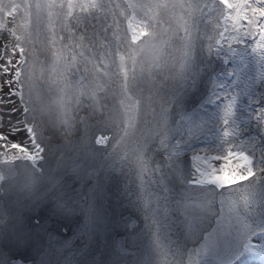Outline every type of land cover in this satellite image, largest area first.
<instances>
[{
    "label": "snow or ice",
    "instance_id": "obj_1",
    "mask_svg": "<svg viewBox=\"0 0 264 264\" xmlns=\"http://www.w3.org/2000/svg\"><path fill=\"white\" fill-rule=\"evenodd\" d=\"M117 7L112 0H0V164L27 160L39 166L45 161L43 116L48 101L55 98L66 109L71 94L76 103L84 98L85 104L94 107L89 101H96L97 93L107 90L105 106L108 93L118 97L116 111L122 125L112 148L133 130L138 133L133 172L154 242H159L169 224L168 200L179 187L183 193L181 223L190 232H207L200 236L203 243L195 250L197 255L210 257L223 249L229 264H247L253 257L264 264V223L250 221L255 215L250 208L257 185L264 193V73L259 77V90L254 80L237 90L235 70L227 74L231 79H220L201 103L203 114L219 126L218 131L211 129L216 139L197 143L190 132L197 114L187 107L185 97L195 83L189 75L194 45L203 46L197 23L201 4L198 0L129 4L134 10L131 19L125 17L130 41L117 35ZM212 7L218 27L207 51L213 56L225 48L235 53V44L264 67V0H214ZM136 9L145 16L152 12V19L157 9L164 15L177 10L183 13L173 29L183 52L181 70L163 104L152 89L143 95V87H137L142 72L137 73L130 50L141 36L148 35L152 41L158 33L143 21L137 22L142 25L139 31L134 28ZM5 17L11 18L9 23ZM149 27L151 33L145 31ZM36 45L46 53L49 76L38 77L33 71ZM53 92L55 97L49 95ZM115 102V98L110 101ZM138 117L142 118L140 129H136ZM69 119L65 115L61 122L67 125ZM95 143L107 148L109 137L99 135ZM194 188L202 191L193 196ZM17 262L25 264L23 256L15 257L13 264Z\"/></svg>",
    "mask_w": 264,
    "mask_h": 264
},
{
    "label": "rangeland",
    "instance_id": "obj_2",
    "mask_svg": "<svg viewBox=\"0 0 264 264\" xmlns=\"http://www.w3.org/2000/svg\"><path fill=\"white\" fill-rule=\"evenodd\" d=\"M122 1L127 4V1ZM137 1L140 3L149 2L146 0ZM124 4H121L122 8L125 7ZM131 10L127 8V13H130ZM135 12L139 19H144L146 23L152 25L151 21L153 19H149V16H145L139 9ZM115 14L120 15V13ZM122 17H127V15L124 13ZM137 22L135 19L133 25L139 31L142 25ZM165 22L167 23L168 21L163 22L162 20V23ZM166 23L163 25L154 23V25L164 26ZM119 24L124 27V24H127V20L123 18ZM146 29L151 33L152 27ZM161 29L162 27L157 32V39L149 41V38L145 40L141 36L132 45L134 46L132 49L134 50L135 47L139 48L141 42L144 43L141 46L148 45L144 41H157L160 38ZM203 30L201 29V31ZM204 32L207 33L205 38H208V43L210 39H214L216 36V30L212 34L206 29ZM119 37L123 40L124 37H128V34L127 36L120 34ZM2 38L3 36H0V39ZM202 41L204 42L203 39ZM233 47L237 48L235 53L230 52L226 48L223 55L228 58V61H231L228 68L235 70L236 79H234L233 83L234 85H239L237 90L243 89L253 80L255 81V88L259 90L261 86L259 77L264 73V67L261 66L258 59L249 56L247 52L241 55V51H244L242 46L238 47L234 44ZM133 50H130V55ZM37 52L38 47L36 45ZM41 54L43 57L37 59L35 64L46 68L44 65L46 53L42 52ZM212 56L213 54L210 55L209 53L207 61H210V59L211 61L208 65H204L206 72H203L205 75L203 74L202 76L201 86L199 85L196 90L189 89L190 91L185 97L187 107L193 109V112L197 114L193 116L190 128V132L194 134L197 143L215 141L216 133L211 131V129L216 126L219 127L218 125H212L208 117L203 114L205 110L201 108L203 106L201 104L202 99L211 96L213 87L220 82L218 78L221 73L215 72L216 66ZM142 69L148 70L144 72L148 80L144 81L142 77L141 81L137 83L138 88L143 87V95L148 94V89L145 87L153 84V79H157L150 78L152 73L159 80H164L160 86H157L159 90H164V86L168 84V81L166 78L163 79V77L158 76L159 73L155 70L153 64L143 62L142 66L137 67V73L141 74ZM207 82H210L208 84L209 88L206 87ZM170 83L175 85L176 82L173 80ZM195 83L193 86H195ZM168 88L169 85H167L164 92L171 91ZM106 92L107 90L100 92L99 95L105 97ZM110 95L111 93H108L107 101L109 103L107 106L105 104L102 106L94 104V107H90L84 103L82 107L78 108L79 111L75 110L73 112L71 108L67 107L66 109H61L59 106L57 108L47 106L48 102L43 116L46 121L44 132L48 137L45 163L42 162L36 167H32L29 162L15 167L9 163L0 164V176L3 177V179H0V184L5 182L4 179L10 180L13 177L15 179L13 181L16 183L19 180L18 175L21 171L25 172L30 183L32 181L35 183L34 180L38 181L39 177L46 174V170L51 167V165L49 166L50 163L60 173L66 169L71 171L70 176L66 180L68 181L67 186L60 187V193L69 199L67 200L68 203L65 204L48 200L47 195L49 193L54 194L55 181H48L45 185L38 183L39 185L27 186L26 188L23 186L24 180H22V188L18 183L15 195H13L15 189L9 193L8 184H4L6 190L2 188L4 193L0 195V264H13L14 258L18 256H23L25 264H28L31 260H35V264H123L124 262L125 264H202L205 260H207V264H229L228 253L223 249L210 257L196 254L195 250L199 249L203 243L200 236L207 235V232H190L181 223L183 193L179 187L174 189L168 200L169 224L159 236V242H154L152 231L140 204L137 183L133 172L138 138L131 133L124 139L119 140V143L135 142V145L129 146L125 151H120L119 143L115 144L114 149L112 148L113 143L120 136L119 128L122 125L119 124L116 111L119 107V103H116L118 102V97L111 98ZM114 98L116 101L115 105L110 103ZM206 102L207 100L203 101V103ZM160 103H162L161 99ZM89 104L93 103L89 101ZM80 110L88 113L95 120L91 127H81L78 124L77 118L80 116L77 115ZM104 110L107 111L104 112ZM109 110L113 112V120H107L108 115L111 114L108 112ZM53 114L57 115L52 117ZM65 115L70 117L67 125L61 122ZM96 132L100 133L96 135ZM244 132L245 138H247L248 129L245 128ZM102 134L109 137V147L107 148L100 147L94 141L97 136ZM82 139L86 140V145L90 150H85ZM48 156L50 157L48 158ZM72 156L75 157L73 161L71 159ZM76 157H78L77 160ZM74 169L80 170V177L78 179L75 178L76 181L72 179V171ZM101 169L109 170L100 175L99 171ZM62 177H57L59 178L57 180H61ZM98 178L100 179L99 183L96 180ZM31 179L33 180L31 181ZM62 185L64 184L62 183ZM63 187L68 188V190L62 191ZM200 191L202 189L194 188L193 196ZM254 197L255 200L250 211L254 212L255 215L250 217V221L261 224L264 223V193L260 191L259 185H257ZM249 199L251 201L252 197H249ZM77 201L81 204L78 205ZM67 204H74L75 208H77L75 209L76 211L85 213V220L80 222L77 216L66 213L64 209L68 206ZM112 210H114V213H111ZM193 214L195 215V213ZM86 216L88 217L87 220ZM57 222H60V224ZM63 226L64 228H62ZM225 239H230V237ZM247 264H262V261L259 257H253Z\"/></svg>",
    "mask_w": 264,
    "mask_h": 264
},
{
    "label": "bare ground",
    "instance_id": "obj_3",
    "mask_svg": "<svg viewBox=\"0 0 264 264\" xmlns=\"http://www.w3.org/2000/svg\"><path fill=\"white\" fill-rule=\"evenodd\" d=\"M146 1H149L150 2V0H146ZM16 2L20 3V2H22V0H16ZM149 2H147V3H149ZM151 2H156V0H151ZM160 2H165V0H160ZM198 2L202 6V12L197 13V15L199 16V20L197 22L198 25H199L198 35L200 37V40H201V43L203 44V46H201L199 44H196V45H194V48H193L192 58H191L190 64H189V75L192 76V77H195L196 83H195V86H193L190 90H196L199 87V85L201 86L202 79H203L202 76L206 72V70H205L206 68H204V65H208V63H210V61H211V59H210V61H207V57L209 56V52L207 51L208 38H205L206 35H207V33H205L204 31L206 29L209 32H211V34H212L216 30V28L218 27L216 18H215L214 14H213L214 13V9L212 7V4H213L214 0H198ZM112 3H113V5H119V7H117V8L114 9V12L115 13H123V14L125 13L127 15V17L129 19H131L132 18V13H133L134 10L132 8H129L128 5L129 4H137V3H140V2L137 1V0H127V4H124V2L122 0H120V1L119 0H112ZM121 4L122 5L124 4L125 7L122 8V5ZM204 5H208V7H203ZM127 8L128 9H132L130 11V13H127ZM135 11H137V9ZM155 13H156L155 14V18L151 21V24H152V26H154L156 32L159 31L160 27H162L161 33H160V38L157 41H155V42H149V41H144L143 40L145 43L148 42V45H144L141 48L140 46L142 44H144L143 42H141V45L139 46V50L138 51L136 50L137 47H135L134 50L132 49L133 50V53L130 55V57L135 59L137 67L142 66L143 62H149L150 64H153L155 70L159 73L158 76L163 77V79L166 78V80L168 81L167 82L168 84H166V85L163 84V85H165L164 86V90L166 89L167 85H169V88L168 89L169 90H172V88H173L174 85H172L173 83H170V82H172L173 80L176 82L178 73L181 70L182 56H183V52H182V48H181V42L179 41V39L175 35H173V29L176 28V27H178V25L176 23L177 16L183 15V13H181V12H179V10H177V12H175V13H170L168 15H164L163 12L161 10H159V9L155 10ZM20 15H21V13L18 12L17 13V17L19 18ZM147 16H149V19H152L151 17L153 16V13L152 12H149ZM118 17H120V19H118ZM123 18H125V17H122V15L121 16L120 15H116V19H117V21L119 23H120L121 19H123ZM3 19H4V22L5 23H9V21H10L11 18L5 17ZM110 19H111V17H110ZM135 19L137 21H143L144 23H146V21L144 19H139L138 18V15H137L136 12H135ZM162 20H163V22L164 21H168L167 23L165 22L166 25L160 26V25L165 24V23H162ZM154 23L155 24H157V23L159 24L160 23V25H154ZM118 29H119L118 31H119V33L121 35L127 36V34H128V37H129V40H130L131 33L127 32V26L126 27H123L121 24H119ZM201 29H204V30L201 31ZM145 31H148L150 33V31L147 30V29H145ZM119 33L117 32V35L118 36H120ZM181 34H182V31H181ZM4 35H6V31L4 32ZM142 37L145 40H148V38H149L148 35H145V36H142ZM201 38L204 40V42L202 41ZM37 47H38V52L40 51V53H38V52L35 53V55H36V62H37V59L43 57L42 54H41L43 51L41 50V48H40L39 45H37ZM132 47H134V46H132ZM222 53L223 52H221V54ZM210 55H211V53H210ZM218 56L219 55H216V57L215 56H212V60H213V62H215V65L217 64V57ZM131 58H129V60H128L129 64H131ZM45 61L46 60H44V65L46 66V68H44V66H40L39 64H35L33 71H34V73H35L36 76L39 77L41 74H43L44 76H49V74L51 72V68H50V65H48V63L45 62ZM217 70L219 71L220 68H217ZM145 71H148V70L147 69H142V71H141L142 72V77H145L146 76V74L144 73ZM212 76H214V75H212ZM150 78L151 79L152 78H157V79H153L152 80L153 81V84L147 85L145 88L148 89V90L149 89H152V91L161 98V100H162V103L161 104H163L164 98L170 96L171 91H168V92L165 91L164 92V90H159V87H157V86H160L162 84V81H164V80H162V79L159 80L158 77L155 74L152 73L150 75ZM209 78H211V77L209 76ZM169 80H170V82H169ZM208 84H210V82H207V86L206 87H208ZM54 87L55 86L53 85V88ZM190 90H188L187 93H189ZM99 94H100V92L97 93L96 101H91V102L93 104H96V105L98 104V105L102 106L103 104L106 103V101H105L104 97L100 96ZM50 95H52L53 97H55V92L50 93ZM107 97H108V94H107ZM110 97L111 98L114 97V94L111 93ZM68 101H69V103L67 104V108H71L72 112L75 111V110L79 111L78 108H80V107H82V105H84V98H81V102L78 104V103L75 102V98L73 96H71V94L68 97ZM37 102H39V101H37ZM48 102H49V104L47 106H52V107H56V108L58 107V105H57V103L55 101V98H53L52 100H50ZM116 103H118V102H116ZM96 109H98V108H96ZM112 110H115V109H112ZM106 111L107 110H104V112H106ZM108 112L111 113V114L108 115L107 120H109V119H112L113 120V118H114L113 115H112L113 112L111 110H109ZM74 113H76V112H74ZM56 115L57 114H53L52 117H55ZM77 116H80V117L77 118V120L80 119L81 121H83V122H79V120H78V124L81 127L82 126L91 127L94 124V122H95V120H93V118L91 116H89L88 113H84L82 110H80V112L78 113ZM141 119L142 118H139L138 117L137 123H136V129H140L141 128ZM99 133L100 132H96V135H98ZM132 133L135 134L136 138H138V133L136 132V130H133ZM19 135H22V134L21 133L16 134V136H19ZM16 136H13L12 139H16ZM78 137H80V136H78ZM85 141L86 140H83L82 139L83 147L85 148L86 151H88L90 149H89V147H87ZM72 143H74V142H72ZM131 145H135V142H120L119 143V148L121 149L120 151H122V150L125 151ZM63 148H64V146H63ZM80 148H81V145H80ZM68 153H66V154H68ZM49 157L50 156H48V158ZM73 158H75V157L72 156V158H71L72 161H73ZM77 159H78V157H76V160ZM19 164L20 165L26 164V162L25 161H22ZM54 164H55V162H54ZM50 165H51V167H49V169L46 170V174H44L41 177H39L38 178L39 179L38 181L34 180L35 183L32 181L33 179H31L32 182L30 183V181L27 179L28 177H26L25 172H22L21 171V172H19V175H18L19 180L16 183L13 181L15 179H13L14 177L12 175L13 178H11L10 180L9 179H7V180L4 179L5 182H3V184H1V186H2L3 189L5 188V190H6V186L4 184L7 183L8 184V189H9V193L10 192H13L12 190L15 189L14 192H13V195H15L17 193L18 183L20 184V187L22 188V184H21L22 180H24L23 186L26 187V188H27V186H36V185H39L38 183H42V185L43 184L45 185V184H47L48 181H55L56 182V186L54 185V187H53L54 194L53 193H49L47 195L48 196V200L50 199L52 201L62 202L63 204L68 203L67 200H69V199L66 198V197H64L63 194L60 193V191H61L60 190V187L61 186H67V182L68 181H66V180L70 176V172L71 171H70V169H69V171H67V169H66L65 171H63L62 173H60L58 171V169H56V168L53 167L54 166L53 164L50 163L49 166ZM33 167H36V166H33ZM36 170H38V169H36ZM107 170H109V169H101L99 171V174L100 175L101 174L103 175V173L105 171H107ZM35 176H37V175H35ZM43 176H45V177H43ZM59 176H63L61 180H57V179H59V178H57ZM79 177H80V170L79 169H74L72 171V179L76 181V179H78ZM29 178H31V177H29ZM96 180H98V183H99V180L100 179L98 178ZM62 183L64 185H62ZM77 183H78V180H77ZM113 185H114V183H113ZM94 186H96V185H94ZM67 190H68V188H66V187H63L62 188V191H67ZM121 194H123V193L121 192ZM113 196H114V198H116L115 195H113ZM119 198H122V197H119ZM77 203H78V205L81 204L78 201H77ZM67 205L68 206L65 208L66 210L64 209V211L66 213L77 216L78 219L80 220V222H82L83 220H85V213H83L81 211H78V210L76 211L75 209H77V208H75L74 204H67ZM69 206H71V207H69ZM111 213H114V210H112ZM87 219H88V217L86 216V220ZM57 223L60 224V222H57ZM62 228H64V226Z\"/></svg>",
    "mask_w": 264,
    "mask_h": 264
}]
</instances>
